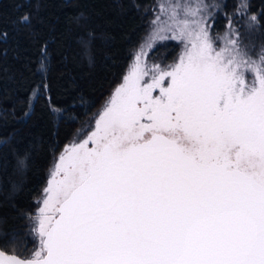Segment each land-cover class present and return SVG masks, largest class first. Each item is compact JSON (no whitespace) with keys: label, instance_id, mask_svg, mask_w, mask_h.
<instances>
[{"label":"snow or ice","instance_id":"1","mask_svg":"<svg viewBox=\"0 0 264 264\" xmlns=\"http://www.w3.org/2000/svg\"><path fill=\"white\" fill-rule=\"evenodd\" d=\"M176 32L178 61L149 70L138 52L95 131L61 155L31 258L0 264H264V51L249 57L238 32L217 50L197 20Z\"/></svg>","mask_w":264,"mask_h":264},{"label":"trees","instance_id":"2","mask_svg":"<svg viewBox=\"0 0 264 264\" xmlns=\"http://www.w3.org/2000/svg\"><path fill=\"white\" fill-rule=\"evenodd\" d=\"M153 1L0 0V250L31 258L47 169L121 79ZM244 1L264 39V0Z\"/></svg>","mask_w":264,"mask_h":264},{"label":"rangeland","instance_id":"3","mask_svg":"<svg viewBox=\"0 0 264 264\" xmlns=\"http://www.w3.org/2000/svg\"><path fill=\"white\" fill-rule=\"evenodd\" d=\"M224 2L225 0L153 1L145 32L132 50L129 64L121 79L109 90L83 127H79L67 143L63 145L47 169L46 180L43 188L41 189L40 194L35 198L34 214L30 217L28 222V233L36 239L35 249L33 252L39 247V238L33 233L32 229L37 224L36 217L39 214L38 210L43 207V201L46 198L45 189L48 187L49 180L52 178L56 164L59 162L61 155L65 153L66 148L82 143L90 137L92 132L95 131L96 122L100 115L110 103V100L116 90L124 83L125 77L129 75L131 66L137 62L136 56L138 52L141 53L139 63L149 70L154 69L156 66H159L160 68H168L170 65H173L178 61L179 57L183 53L185 49V42L182 40L171 39V37L174 34H178L176 29L181 26L185 19H187L190 24L193 20H197L202 23L213 41V46L217 50L229 46L228 40L236 39L235 33L238 32L240 34V47L252 59H259L262 51H264V39H261L258 34L256 22L253 23L251 20L253 15L248 12L247 7L243 6L246 1L234 0V5H232V7H228L227 9L224 7ZM173 6H175L178 13L175 17L172 13ZM188 8H191L192 10L199 9L196 16H185L184 10ZM154 21L156 23H153ZM160 28H165L167 30L162 31L159 34L169 38L162 40L157 39L149 44V34L152 33L154 29L158 30ZM253 79V75L248 73L247 80L249 84L252 83ZM145 80L150 82L151 75L146 76ZM153 94L158 95L159 91L156 90ZM88 146L91 147V144ZM33 252L30 256H32Z\"/></svg>","mask_w":264,"mask_h":264},{"label":"water","instance_id":"4","mask_svg":"<svg viewBox=\"0 0 264 264\" xmlns=\"http://www.w3.org/2000/svg\"><path fill=\"white\" fill-rule=\"evenodd\" d=\"M0 251H2V250H0ZM4 252V251H3ZM5 254H7V255H11V253H6V252H4ZM19 257V256H18Z\"/></svg>","mask_w":264,"mask_h":264}]
</instances>
